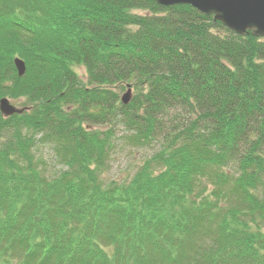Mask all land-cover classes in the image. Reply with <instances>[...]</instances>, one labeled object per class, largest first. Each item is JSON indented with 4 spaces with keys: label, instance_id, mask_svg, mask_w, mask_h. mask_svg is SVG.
<instances>
[{
    "label": "trees",
    "instance_id": "16d2710c",
    "mask_svg": "<svg viewBox=\"0 0 264 264\" xmlns=\"http://www.w3.org/2000/svg\"><path fill=\"white\" fill-rule=\"evenodd\" d=\"M6 97L29 110L0 114V264H264V38L152 0H0ZM118 142L153 152L105 182Z\"/></svg>",
    "mask_w": 264,
    "mask_h": 264
},
{
    "label": "water",
    "instance_id": "95a60500",
    "mask_svg": "<svg viewBox=\"0 0 264 264\" xmlns=\"http://www.w3.org/2000/svg\"><path fill=\"white\" fill-rule=\"evenodd\" d=\"M162 7L190 6L198 12L213 16L215 21L231 32L239 36H245L251 32L253 37L264 38V0H152ZM19 77L25 72L24 63L14 60ZM131 91L128 88L121 96L123 105L131 100ZM29 108H16L8 99H0V114L8 118L14 114H21Z\"/></svg>",
    "mask_w": 264,
    "mask_h": 264
},
{
    "label": "rangeland",
    "instance_id": "374dc122",
    "mask_svg": "<svg viewBox=\"0 0 264 264\" xmlns=\"http://www.w3.org/2000/svg\"><path fill=\"white\" fill-rule=\"evenodd\" d=\"M135 14L143 15L145 13L136 11ZM73 69L79 78L85 82V69L82 66H75ZM123 93L124 91L119 92L120 95ZM6 99H8L9 102L16 108H21L23 105H26V102L22 99L12 100L9 97H6ZM36 151L39 158L47 164V168L52 169L54 164L51 161V151L47 148L36 149ZM113 151L114 152L111 154L107 169L103 173V179L105 182L112 180H127L136 170L141 160L153 152L148 150L129 149L122 146L119 142L116 144Z\"/></svg>",
    "mask_w": 264,
    "mask_h": 264
}]
</instances>
